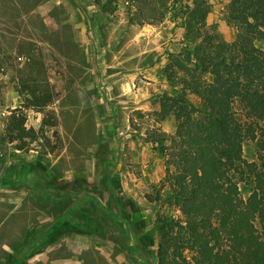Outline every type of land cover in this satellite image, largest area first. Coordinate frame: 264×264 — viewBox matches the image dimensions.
<instances>
[{
  "label": "rangeland",
  "instance_id": "obj_1",
  "mask_svg": "<svg viewBox=\"0 0 264 264\" xmlns=\"http://www.w3.org/2000/svg\"><path fill=\"white\" fill-rule=\"evenodd\" d=\"M229 2L211 0L207 27L233 42L239 28L227 20ZM39 3L45 6L46 25L32 12ZM127 6L123 2L107 14L93 0H0V264H8L11 255L14 264H28L41 253L84 256L101 264H157V245H143L142 230L131 231L132 222H142L140 234L152 233L156 242L159 213L182 217L168 199L167 156L161 148L171 142L157 137L176 132L175 116L160 112V96L180 91V66H191L182 51L184 29L169 16L131 24ZM75 7L84 18L80 26L69 22ZM256 45L264 49V39ZM35 75L53 94L44 109L29 107L22 92ZM189 100L200 103L193 94ZM16 108L37 132L24 138L23 149L16 148L21 141L4 139L7 118ZM51 111L55 125L49 123ZM238 114L256 128V137L243 144L244 158L259 162L264 123L245 118L240 108ZM77 180L104 190L102 201L75 188ZM249 191L243 186L245 197ZM116 196L131 223L116 215L114 206L108 210ZM104 214L116 229L112 236L69 233L95 229Z\"/></svg>",
  "mask_w": 264,
  "mask_h": 264
},
{
  "label": "trees",
  "instance_id": "obj_2",
  "mask_svg": "<svg viewBox=\"0 0 264 264\" xmlns=\"http://www.w3.org/2000/svg\"><path fill=\"white\" fill-rule=\"evenodd\" d=\"M93 2L107 14L128 2L131 24L161 22L169 16L175 27L184 29L187 44L182 51L184 61L191 64L180 66V91L160 96V112L163 117L175 116L176 132L157 137L161 143L171 142L161 148L167 156L168 199L179 206L182 217L159 213L155 242L152 233L140 234L143 223L132 222L121 198H112L108 210L114 206L116 215L132 222L131 231L142 230L138 239L143 245H157V264H264V153L260 152L259 162L244 158L243 144L256 137V128L246 125L238 114L240 108L245 118L264 123V49L256 45L264 39V0H230L227 20L239 28L233 42L209 31L211 0ZM22 92L29 107L44 109L53 99L49 86L38 83L36 75L25 81ZM189 94L197 96L200 103H192ZM51 118L54 122L49 119V123L55 125L53 111ZM36 133L26 126L21 108L8 116L4 139L21 141L17 149L25 147V137L35 138ZM76 182L75 188L83 187L84 193L102 201L104 190L98 185ZM246 185L250 191L245 197L242 188ZM112 186L120 190L117 182ZM149 200L159 198L149 196ZM98 218L95 229L71 228L69 233L102 238L115 234L111 217L104 214ZM65 231L63 227L58 234ZM78 258L85 264H101L84 256ZM15 262L11 255L8 264Z\"/></svg>",
  "mask_w": 264,
  "mask_h": 264
},
{
  "label": "crops",
  "instance_id": "obj_3",
  "mask_svg": "<svg viewBox=\"0 0 264 264\" xmlns=\"http://www.w3.org/2000/svg\"><path fill=\"white\" fill-rule=\"evenodd\" d=\"M50 1H48L49 3ZM43 7H45L42 3L37 4L35 7H33V13H37L40 15L41 20L43 21V24L46 25L45 19L41 16L43 15ZM71 19L70 23L75 26H80L81 22L84 20L83 15L81 14L80 9L77 7L73 8L71 13ZM28 264H85V261L81 258L75 257L73 254H66L61 256H50L47 253H41L40 255H37L30 259L28 261Z\"/></svg>",
  "mask_w": 264,
  "mask_h": 264
}]
</instances>
